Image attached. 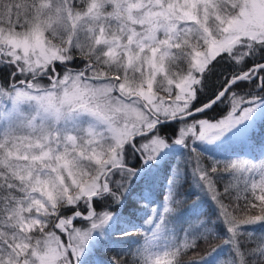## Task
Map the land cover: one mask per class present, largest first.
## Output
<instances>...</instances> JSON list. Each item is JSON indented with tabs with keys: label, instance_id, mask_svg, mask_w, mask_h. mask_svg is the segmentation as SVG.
I'll use <instances>...</instances> for the list:
<instances>
[{
	"label": "snow or ice",
	"instance_id": "1",
	"mask_svg": "<svg viewBox=\"0 0 264 264\" xmlns=\"http://www.w3.org/2000/svg\"><path fill=\"white\" fill-rule=\"evenodd\" d=\"M0 76V264H264V0H0Z\"/></svg>",
	"mask_w": 264,
	"mask_h": 264
},
{
	"label": "trees",
	"instance_id": "2",
	"mask_svg": "<svg viewBox=\"0 0 264 264\" xmlns=\"http://www.w3.org/2000/svg\"><path fill=\"white\" fill-rule=\"evenodd\" d=\"M75 63H79V60L77 59L76 61H74ZM219 70L221 71H225L227 70V66H218ZM0 80L2 82L3 81V76H0ZM215 81V77L212 78V82L214 83ZM44 83H47V80L44 81ZM248 88V85H241L239 89H236L237 91H241L244 92L246 91ZM226 107V104L220 105L219 107L214 108L211 111H208L206 114L203 115H207V116H213L215 113H218L220 111H224ZM199 114H196V116H198ZM196 118V117H195ZM255 124L257 126H260L261 124H264V120L257 118L255 120ZM175 127V125H173L172 128H167L164 131L169 135L172 136V131L173 128ZM255 139L254 141H252L251 139L247 141L245 140H241L242 142L245 143L244 147H239L237 149H235L234 151H232V154L235 153H244L246 155L247 158L249 159H253L254 162H259L260 159V145L262 143H264V130L263 129H256L255 131ZM184 156H187V154L185 152H182ZM232 154H228V155H224V156H231ZM222 155V158L218 157V156H205L203 154V159L206 162V164L209 163L208 157H213L215 159L218 160H224L226 157H224ZM204 162V163H205ZM132 163H136V161H132ZM160 177L161 179L157 181L156 186H155V190H154V196L153 199L156 201H159L161 195L163 194V172L160 173ZM181 192L184 193L185 195H187V201L186 203L182 206L184 209H189L191 205H193L194 203H198L200 207L204 208L207 210V213L210 215L213 211L212 208V204L210 201H208L206 198L201 197V199L199 201H197V198L195 195L190 194L189 192V185L185 184L183 189H181ZM241 203H243L241 201ZM157 207L156 203L150 204L149 208H154ZM97 210H100L99 206L97 208ZM145 211H148V209H145ZM144 212H140L139 215L144 216ZM188 213H185V216H187ZM135 239V238H134ZM142 240V237L140 238ZM128 243H133V241H127ZM217 244L220 243V241H216ZM110 245H101L99 246V250L97 252V254L92 258L93 259V264H110V259L113 255H115V252L111 250ZM228 256V249L225 247L222 250L221 253V258H226Z\"/></svg>",
	"mask_w": 264,
	"mask_h": 264
},
{
	"label": "rangeland",
	"instance_id": "3",
	"mask_svg": "<svg viewBox=\"0 0 264 264\" xmlns=\"http://www.w3.org/2000/svg\"><path fill=\"white\" fill-rule=\"evenodd\" d=\"M70 66L79 68V67L83 66V63L79 60V63L73 62ZM0 83H3V82L0 80ZM228 110H229V107L226 104L224 111H220L218 113H215L213 116H207V115L199 114L198 116H196V119H209L212 122H215L216 119L222 118L227 113ZM257 118H259V117H257ZM189 122H191V120H189ZM260 127L264 129V124H262L261 126H257L255 123H253L252 127L248 130L247 136H250L252 141H254V139L256 137V135H255L256 129H260ZM241 140L247 141V139H245L243 137H237L231 142V144L229 146H226L224 148H217L213 145H208V144H200L199 148L206 157L207 156H218V157L222 158V155L224 156V155L232 154V151H234L235 149H237L239 147H244L245 143L242 142ZM181 151L188 154L187 150H181ZM180 154H181V152H177V155H180ZM232 155L229 157L224 156V157H226L224 160L232 157ZM205 164H206V162H205ZM77 226H80L79 222H77Z\"/></svg>",
	"mask_w": 264,
	"mask_h": 264
},
{
	"label": "flooded vegetation",
	"instance_id": "4",
	"mask_svg": "<svg viewBox=\"0 0 264 264\" xmlns=\"http://www.w3.org/2000/svg\"><path fill=\"white\" fill-rule=\"evenodd\" d=\"M74 68H76V67H74Z\"/></svg>",
	"mask_w": 264,
	"mask_h": 264
}]
</instances>
